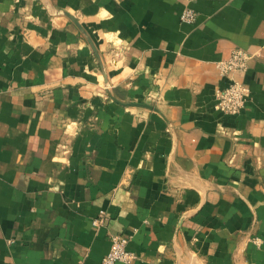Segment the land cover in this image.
<instances>
[{
	"label": "crops",
	"instance_id": "obj_1",
	"mask_svg": "<svg viewBox=\"0 0 264 264\" xmlns=\"http://www.w3.org/2000/svg\"><path fill=\"white\" fill-rule=\"evenodd\" d=\"M116 234L131 264H264V0H0V264H102Z\"/></svg>",
	"mask_w": 264,
	"mask_h": 264
},
{
	"label": "built area",
	"instance_id": "obj_2",
	"mask_svg": "<svg viewBox=\"0 0 264 264\" xmlns=\"http://www.w3.org/2000/svg\"><path fill=\"white\" fill-rule=\"evenodd\" d=\"M197 0H187L188 4ZM198 13L187 6L182 15L181 21L186 24H194L197 21ZM253 55L244 49H235L229 59L218 63L220 73L224 76H233L237 73H243L248 69L249 61ZM249 88L240 81L232 78L228 87L219 89L216 93V108L226 115H239L244 109L248 96ZM107 220V214L101 211L99 217L94 221L97 226L103 225ZM129 237L123 234L111 236V248L104 257L102 264H131L136 260V254L128 249Z\"/></svg>",
	"mask_w": 264,
	"mask_h": 264
},
{
	"label": "water",
	"instance_id": "obj_3",
	"mask_svg": "<svg viewBox=\"0 0 264 264\" xmlns=\"http://www.w3.org/2000/svg\"><path fill=\"white\" fill-rule=\"evenodd\" d=\"M72 19H73V21H74L77 25L80 26L81 29H83L82 26L80 25V23H79L74 17H72ZM83 31H84V30H83Z\"/></svg>",
	"mask_w": 264,
	"mask_h": 264
}]
</instances>
